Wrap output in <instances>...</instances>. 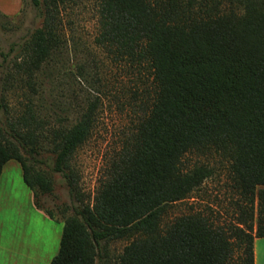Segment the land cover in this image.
Segmentation results:
<instances>
[{
    "label": "trees",
    "instance_id": "obj_1",
    "mask_svg": "<svg viewBox=\"0 0 264 264\" xmlns=\"http://www.w3.org/2000/svg\"><path fill=\"white\" fill-rule=\"evenodd\" d=\"M67 1L32 0L43 24L25 39L17 63L31 93L51 68L99 85L82 64L70 68ZM99 15V45L148 68L151 87L94 199L83 198L72 158L95 130L98 95L78 103L74 117L57 113L53 124L31 96L17 117L0 116V178L7 162L19 161L36 206L56 218L40 202L55 189L38 167L48 143L54 170L81 202L63 219L51 264H111L113 240L128 241L116 264H231L236 249L239 264H255V240L264 237V0H99ZM190 155L209 161L190 166ZM213 157L239 195L235 220L217 223L205 209L171 216L215 175Z\"/></svg>",
    "mask_w": 264,
    "mask_h": 264
},
{
    "label": "rangeland",
    "instance_id": "obj_2",
    "mask_svg": "<svg viewBox=\"0 0 264 264\" xmlns=\"http://www.w3.org/2000/svg\"><path fill=\"white\" fill-rule=\"evenodd\" d=\"M63 17L70 44L67 54L70 68L77 71L75 66L82 64L94 78H98L99 85L90 76L86 80L72 74H59L56 68H51L37 77V93L30 92L18 72L17 63L21 45L36 28L42 26L43 16L32 0H23V7L17 15L0 13V90L7 105V108L0 109V116L3 120L17 117L31 96L37 105H41V114L53 124L57 113L74 117L73 111L78 103L86 97L98 95L101 103L95 130L72 158L83 198L92 201L100 182L107 175L112 158L121 150L126 135L135 128L142 114L141 104L149 96L151 74L146 67L139 71L116 60L99 45V0H69L63 7ZM38 158V167L50 173L55 183L53 194L41 196V205L63 220L80 208L81 202L74 196L64 175L54 170L56 155L48 143L44 144ZM208 161L194 155L187 158L190 166ZM210 161L215 166V175L193 198L174 205L171 216L205 209L217 223L227 225L235 220L239 195L233 189L229 170L217 157ZM24 201V207L17 209L23 219L20 233L26 230L34 232V228L26 224V218L34 221L36 215L30 210L31 203L28 205V201ZM127 244V240L108 243L111 264H116ZM239 256L240 251L236 249L231 264H239Z\"/></svg>",
    "mask_w": 264,
    "mask_h": 264
},
{
    "label": "crops",
    "instance_id": "obj_3",
    "mask_svg": "<svg viewBox=\"0 0 264 264\" xmlns=\"http://www.w3.org/2000/svg\"><path fill=\"white\" fill-rule=\"evenodd\" d=\"M22 7L23 0H0V13L6 16L17 15ZM25 199L36 215L34 221L26 218L34 232L20 233L23 219L17 209L24 207ZM63 229L62 219L36 206L21 163L7 162L0 178V264H51L60 250ZM255 264H264V237L255 240Z\"/></svg>",
    "mask_w": 264,
    "mask_h": 264
}]
</instances>
